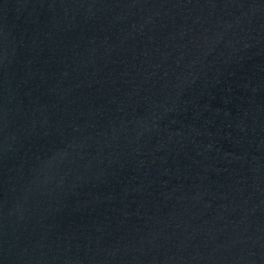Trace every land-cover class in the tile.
<instances>
[{"label": "water", "instance_id": "95a60500", "mask_svg": "<svg viewBox=\"0 0 264 264\" xmlns=\"http://www.w3.org/2000/svg\"><path fill=\"white\" fill-rule=\"evenodd\" d=\"M0 264H264V0H0Z\"/></svg>", "mask_w": 264, "mask_h": 264}]
</instances>
